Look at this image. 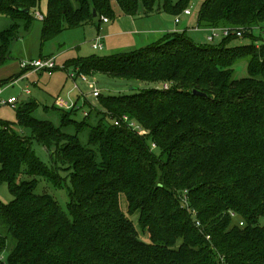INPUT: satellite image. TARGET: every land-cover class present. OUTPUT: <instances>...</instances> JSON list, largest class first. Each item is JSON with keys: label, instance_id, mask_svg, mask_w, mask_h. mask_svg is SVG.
I'll use <instances>...</instances> for the list:
<instances>
[{"label": "trees", "instance_id": "1", "mask_svg": "<svg viewBox=\"0 0 264 264\" xmlns=\"http://www.w3.org/2000/svg\"><path fill=\"white\" fill-rule=\"evenodd\" d=\"M40 2L0 0V15L13 21L0 32V68L12 61L20 22L31 24ZM79 2L75 8L70 0H49L44 40L91 21L94 10L100 19L117 18L113 2L131 16L180 17L191 0ZM198 27L240 29L247 42L236 45L239 38L229 36L219 45H199L187 30L174 31L134 55L70 60L79 73L158 87L101 95L105 111L93 107L100 119L92 126L56 104L60 126L38 119L35 100L17 107L16 121L0 118V184L13 195L0 200V264H264V37L258 33L264 0H204ZM239 65L248 75L234 76ZM124 115L147 133L114 125L111 119ZM14 124L32 135L16 132ZM66 126H78L77 133L63 131ZM83 126L91 127L89 145L78 135ZM33 140L53 166L33 151ZM41 183L64 188L66 207L48 186L38 191ZM184 190L189 208L181 202Z\"/></svg>", "mask_w": 264, "mask_h": 264}, {"label": "rangeland", "instance_id": "2", "mask_svg": "<svg viewBox=\"0 0 264 264\" xmlns=\"http://www.w3.org/2000/svg\"><path fill=\"white\" fill-rule=\"evenodd\" d=\"M48 2L49 0H41L40 5L31 11L34 17L31 24L25 21L20 22L21 26L17 38L12 41L9 51L10 60L12 61L0 69V81L3 80V82H0V118L4 120L16 121L18 109L9 104L1 103V100H7L15 96L19 99V105L35 100L37 107L34 109L33 115L38 119L50 120L56 126H60L59 112L52 107L55 105V101L61 97L65 100L78 102L80 109H75L77 112L74 115L75 119L86 122L91 126L95 125L100 119V114L97 112L91 114V110L96 107L97 111L102 113L105 111L100 105V101L104 96L131 95L139 90L158 87V85L154 82L117 78L104 73H95L90 77V81L96 83L95 85L102 92L103 97L100 99L94 98L91 96L93 88L90 87L89 83L78 80L83 93L74 88L70 73L75 72L77 67L73 62H69L70 60H78L81 57L94 55L109 56L125 53L134 55L151 42L157 41L159 37L168 39L173 27L177 28L179 32L187 30L188 36L199 45H219L222 41V38H217L214 42H206V31L198 28L199 12L204 0H191L188 8L191 9L192 13L190 16H180L181 23L179 25L175 23V18L178 16L162 12L149 18L133 17L123 13L117 2H113L112 8L116 12L117 18H108V23L96 16L91 21L82 23L77 27L63 28L50 39L44 40L43 33L46 20L38 19L36 14L40 12L48 17ZM70 2L75 8L80 6L79 0H70ZM12 23L13 21L10 18L0 15V32ZM258 33H261L264 37V29L263 31L259 30ZM99 36L102 37V40L97 41ZM149 38L154 39L147 41ZM95 42L103 43V49L95 50L93 48ZM246 42L247 40L239 38L235 44L242 45ZM256 44H259V42H256ZM42 56L55 58L58 68L52 74L47 71L43 73L32 72L28 75L29 77L23 75L16 81L14 80L15 77L10 81L8 80L24 70L20 66L22 60H34ZM65 66H68L67 70L61 69ZM246 75H248L246 66L239 65L234 76L239 78ZM28 89L31 93L26 92ZM78 97L79 100H77ZM85 100L88 103H85ZM84 111L88 112L87 115L84 114ZM13 129L27 136L32 135L29 128L19 124H14ZM90 129L89 126H83L78 133L82 144L89 145ZM77 130L78 126L63 127V131L70 134H76ZM32 149L45 163L53 166L51 155L43 145L33 140ZM62 172L63 176L68 174V171ZM66 184L70 185V177L68 176L64 182V185ZM44 186L49 187L50 193L55 195L59 204L65 208L69 198L66 190L64 188H54L52 185L44 183H41L37 190L41 191ZM12 199L13 195L8 189V184L6 182L0 184V200L8 203ZM121 205L123 210L126 211L128 202L124 195H121ZM261 223H264V218L261 219ZM141 234V238L145 242L150 241L148 233L144 234L141 230ZM8 242L12 246L13 240L9 239ZM4 256L3 254V259H5Z\"/></svg>", "mask_w": 264, "mask_h": 264}, {"label": "built area", "instance_id": "3", "mask_svg": "<svg viewBox=\"0 0 264 264\" xmlns=\"http://www.w3.org/2000/svg\"><path fill=\"white\" fill-rule=\"evenodd\" d=\"M191 13H192L191 9H189V8L184 11L185 15H190ZM36 17L38 19H44L45 18V16L40 12H37ZM102 19L104 22L109 21L108 18L105 16H103ZM175 21H176V23L181 22L180 17H177L175 19ZM205 31H206L205 40L207 42H214L217 38L223 39V38L229 37V36H235L236 38H241L244 35V32L240 29H238V30H235V29H208ZM100 39L102 40L101 36L98 37L97 41H100ZM93 48L95 50H97V49L102 50L103 49V43L95 42L93 44ZM20 66L22 69H30V71H33V72H45V71H47L49 74H52L54 72L55 68H57L56 60L54 57H41L39 59H34V60L25 59V60L21 61ZM90 77L91 76H89L87 74L79 73L77 70L75 72L70 73V78L74 82V88L76 90L81 91L80 86L78 84V80H81L84 83H87V84L89 83L90 87L93 88L91 96L94 98H99L101 96L102 92L96 87L95 82L90 81ZM164 87L166 89V88H168V85L166 84ZM26 92L31 93V91L29 89L26 90ZM81 92L83 93V91H81ZM0 93H1V91H0ZM1 103L9 104L12 107L17 108L19 106V99L17 97L13 96L7 100H1ZM55 104H56V106L63 108L65 110L80 109L77 101L72 102L69 100H65L61 97H59L55 101ZM87 113H88L87 111H84V114L87 115ZM111 120L114 123V125H117V126H121L123 123H126L128 127L134 129L140 135H145L147 133L146 129H144L141 125H139L135 121H132L131 119H129V117L127 115H124L123 117H121L119 119L112 118ZM181 202H182L183 206L188 207V205H189V193L187 190L183 191V195H181ZM232 214L235 216L234 213H232ZM194 215L196 216V212ZM240 224L243 225L244 222L241 221ZM196 226L198 228L203 227L202 223L199 220L196 221Z\"/></svg>", "mask_w": 264, "mask_h": 264}, {"label": "crops", "instance_id": "4", "mask_svg": "<svg viewBox=\"0 0 264 264\" xmlns=\"http://www.w3.org/2000/svg\"><path fill=\"white\" fill-rule=\"evenodd\" d=\"M162 12H156V13H153V14H150V15H148V16H133V17H140V18H149V17H152V16H155V15H157V14H161ZM183 16H189V15H183ZM105 23H108V22H105ZM175 23H176V21H175ZM181 22H179V23H176L177 25H179ZM172 28V27H171ZM178 31V29L177 28H174L173 27V29H172V32H174V31ZM170 32V31H169ZM160 38H162V37H159V39ZM152 39H154V38H149L147 41H150V40H152ZM152 43V42H151ZM42 57H44V56H42ZM10 63V62H9ZM8 63V64H9ZM8 64H6V65H8ZM6 65H4V66H6ZM3 66V67H4ZM3 67H1V68H3ZM0 68V69H1ZM33 71H30V72H28L27 74H25L24 75V77H29L28 75L30 74V73H32ZM39 73H43V72H39ZM16 81V80H15ZM14 81V82H15ZM14 82H11V83H14ZM0 87H1V85H0Z\"/></svg>", "mask_w": 264, "mask_h": 264}, {"label": "water", "instance_id": "5", "mask_svg": "<svg viewBox=\"0 0 264 264\" xmlns=\"http://www.w3.org/2000/svg\"><path fill=\"white\" fill-rule=\"evenodd\" d=\"M28 11V10H27ZM97 13L96 10H94V17H96ZM195 93H199L197 90L194 91Z\"/></svg>", "mask_w": 264, "mask_h": 264}]
</instances>
